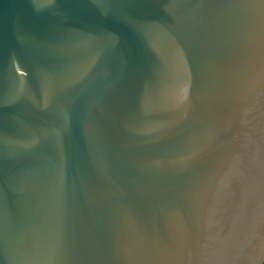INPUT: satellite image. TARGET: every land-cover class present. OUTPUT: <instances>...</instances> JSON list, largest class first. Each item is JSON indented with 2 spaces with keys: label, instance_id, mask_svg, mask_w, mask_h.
<instances>
[{
  "label": "water",
  "instance_id": "water-1",
  "mask_svg": "<svg viewBox=\"0 0 264 264\" xmlns=\"http://www.w3.org/2000/svg\"><path fill=\"white\" fill-rule=\"evenodd\" d=\"M0 264H264V0H0Z\"/></svg>",
  "mask_w": 264,
  "mask_h": 264
}]
</instances>
